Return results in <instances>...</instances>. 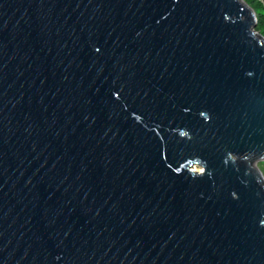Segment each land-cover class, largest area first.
Segmentation results:
<instances>
[{
  "label": "water",
  "instance_id": "water-1",
  "mask_svg": "<svg viewBox=\"0 0 264 264\" xmlns=\"http://www.w3.org/2000/svg\"><path fill=\"white\" fill-rule=\"evenodd\" d=\"M243 0H0V264H264V37Z\"/></svg>",
  "mask_w": 264,
  "mask_h": 264
},
{
  "label": "trees",
  "instance_id": "trees-1",
  "mask_svg": "<svg viewBox=\"0 0 264 264\" xmlns=\"http://www.w3.org/2000/svg\"><path fill=\"white\" fill-rule=\"evenodd\" d=\"M245 1L255 12L256 25L254 30L264 37V0H243ZM262 172L264 174V161L262 162Z\"/></svg>",
  "mask_w": 264,
  "mask_h": 264
},
{
  "label": "rangeland",
  "instance_id": "rangeland-1",
  "mask_svg": "<svg viewBox=\"0 0 264 264\" xmlns=\"http://www.w3.org/2000/svg\"><path fill=\"white\" fill-rule=\"evenodd\" d=\"M260 1H262V0H260ZM254 14H255V12H254ZM256 15V14H255ZM262 162L263 161H258V162H255V166H257L258 168H259V170L261 171V173H262V176H263V178H264V174H263V172H262Z\"/></svg>",
  "mask_w": 264,
  "mask_h": 264
}]
</instances>
